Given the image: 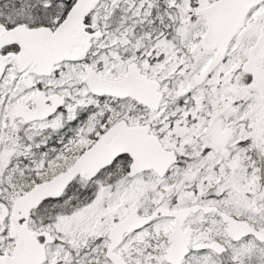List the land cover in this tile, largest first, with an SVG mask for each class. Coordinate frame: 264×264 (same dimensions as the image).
<instances>
[{
    "label": "snow or ice",
    "instance_id": "6c2138e0",
    "mask_svg": "<svg viewBox=\"0 0 264 264\" xmlns=\"http://www.w3.org/2000/svg\"><path fill=\"white\" fill-rule=\"evenodd\" d=\"M0 264H264V0H0Z\"/></svg>",
    "mask_w": 264,
    "mask_h": 264
}]
</instances>
